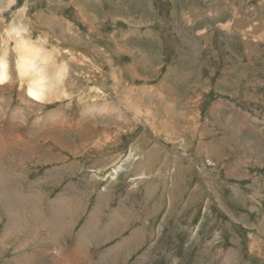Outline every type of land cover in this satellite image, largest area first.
Masks as SVG:
<instances>
[{"label":"rangeland","instance_id":"rangeland-1","mask_svg":"<svg viewBox=\"0 0 264 264\" xmlns=\"http://www.w3.org/2000/svg\"><path fill=\"white\" fill-rule=\"evenodd\" d=\"M12 27L64 76L0 84V264H264V0H15Z\"/></svg>","mask_w":264,"mask_h":264},{"label":"bare ground","instance_id":"bare-ground-1","mask_svg":"<svg viewBox=\"0 0 264 264\" xmlns=\"http://www.w3.org/2000/svg\"><path fill=\"white\" fill-rule=\"evenodd\" d=\"M22 31L26 33V31L22 30L21 28L12 27L11 29H7L5 31L4 36H0V48L6 47L9 39H11L14 42V50L20 53L19 57L16 58L13 63H9L8 57L6 58L5 55L2 54V51L0 49V84H3L5 82L7 83L11 81L13 77H15L19 82L25 84V92L31 100L38 103H44L46 101L51 102L53 98L55 99L56 97H59L60 91L63 92V90L60 89V84L64 76V71H63L64 68L62 67L54 68L55 65L52 62L53 54L47 52L44 47L40 45H36L34 41L29 37H27L26 35H24ZM50 70H52V72ZM119 168L120 166L118 167L116 166L114 168V171H112V174L114 175ZM113 216L114 219L111 218L112 224L108 227L109 229H111V231L118 224L117 221L123 218L122 214H113ZM45 223L47 224L48 222L45 221ZM60 229L62 230L64 228H60ZM117 230L119 229H116L115 231ZM86 231L87 229L83 228L81 230L82 232L81 236ZM114 235L110 237L109 240L111 238L116 237ZM81 236L79 240L85 241V237H83L82 239ZM134 238L136 240V237ZM101 240H103V238ZM122 241L124 242L119 241L114 246H112V248L117 249L122 253L123 249L127 248L129 250L132 247V245H134L133 238L132 239L130 238V240L128 239ZM48 254H49V258L53 259V256L50 253ZM145 259L147 258L144 255L143 260L145 261Z\"/></svg>","mask_w":264,"mask_h":264},{"label":"crops","instance_id":"crops-1","mask_svg":"<svg viewBox=\"0 0 264 264\" xmlns=\"http://www.w3.org/2000/svg\"><path fill=\"white\" fill-rule=\"evenodd\" d=\"M88 253H90L89 251H87V258L84 259L83 261L80 260V264H106V259L107 257L106 256H110L111 257V254L110 253H107L106 256L105 255H100V254H96L93 256V253H94V250L92 251V255H89ZM103 258V259H102ZM113 258V256H112ZM53 264H55V262H52ZM62 264L64 262H61ZM76 263V262H74ZM65 264H73V261L72 262H65ZM113 264H120V262H116V260L113 258Z\"/></svg>","mask_w":264,"mask_h":264},{"label":"clouds","instance_id":"clouds-1","mask_svg":"<svg viewBox=\"0 0 264 264\" xmlns=\"http://www.w3.org/2000/svg\"><path fill=\"white\" fill-rule=\"evenodd\" d=\"M14 3H15V0H9V3H5L3 5V8H0V12L6 11L11 6V4H14Z\"/></svg>","mask_w":264,"mask_h":264}]
</instances>
